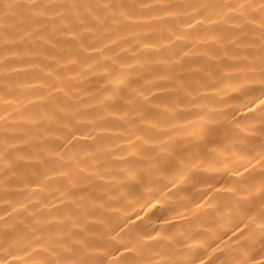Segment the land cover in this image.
<instances>
[{"label": "bare ground", "instance_id": "bare-ground-1", "mask_svg": "<svg viewBox=\"0 0 264 264\" xmlns=\"http://www.w3.org/2000/svg\"><path fill=\"white\" fill-rule=\"evenodd\" d=\"M264 0H0V264H264Z\"/></svg>", "mask_w": 264, "mask_h": 264}, {"label": "snow or ice", "instance_id": "snow-or-ice-1", "mask_svg": "<svg viewBox=\"0 0 264 264\" xmlns=\"http://www.w3.org/2000/svg\"><path fill=\"white\" fill-rule=\"evenodd\" d=\"M262 104H264V101H261Z\"/></svg>", "mask_w": 264, "mask_h": 264}]
</instances>
